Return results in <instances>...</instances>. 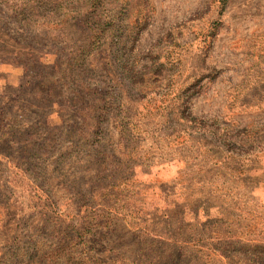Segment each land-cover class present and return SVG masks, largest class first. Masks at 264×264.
<instances>
[{
	"label": "rangeland",
	"instance_id": "obj_1",
	"mask_svg": "<svg viewBox=\"0 0 264 264\" xmlns=\"http://www.w3.org/2000/svg\"><path fill=\"white\" fill-rule=\"evenodd\" d=\"M0 264H264V0H0Z\"/></svg>",
	"mask_w": 264,
	"mask_h": 264
}]
</instances>
